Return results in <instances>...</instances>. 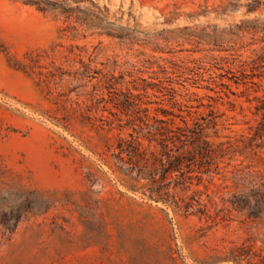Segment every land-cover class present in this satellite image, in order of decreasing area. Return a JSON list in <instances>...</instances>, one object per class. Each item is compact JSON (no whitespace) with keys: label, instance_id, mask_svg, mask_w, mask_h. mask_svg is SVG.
I'll use <instances>...</instances> for the list:
<instances>
[{"label":"rangeland","instance_id":"obj_1","mask_svg":"<svg viewBox=\"0 0 264 264\" xmlns=\"http://www.w3.org/2000/svg\"><path fill=\"white\" fill-rule=\"evenodd\" d=\"M254 18L264 0H0V264H264V214L226 200L249 189L241 174L264 173V74L244 82L237 69L259 44L238 25ZM80 59L149 115L213 111L210 139L232 156L193 189L215 217L112 170L108 145L127 131L80 118L144 111L73 108L96 81L79 77Z\"/></svg>","mask_w":264,"mask_h":264},{"label":"trees","instance_id":"obj_2","mask_svg":"<svg viewBox=\"0 0 264 264\" xmlns=\"http://www.w3.org/2000/svg\"><path fill=\"white\" fill-rule=\"evenodd\" d=\"M256 6L249 3L248 10ZM238 30L240 32L247 30L253 42L259 43L252 49L253 54L250 58L238 59L237 68L243 75L244 82H256L253 76L264 74V20L254 18L251 24H239ZM76 72L86 82L93 77L96 81L93 82L92 89L86 92L85 99L75 100V105L71 103L73 108L85 106L110 109L107 106V103H110L116 110L123 112L144 111L134 115L127 114L126 117L83 115L80 118L82 122L92 126L107 125L108 130L118 128L127 131L125 135L118 133L115 144L108 145L111 149L109 162L112 170L122 172L140 183L132 184V189L140 187L142 193L155 201H162L183 213L215 217L208 204L195 197V193L200 189H193V185L203 183L207 177L211 180L214 174L221 173L225 157L232 156L231 147H222V142L216 143L210 139L209 129L213 128L214 134L217 133V120L213 111L192 115L191 109L188 108L187 117L162 106H156L155 109L161 111L163 116L149 115V101H144L129 88L126 91L120 90L122 97L120 94H112V91L116 90L113 89L115 76L112 72L96 68L90 60L82 59ZM256 108L261 112L260 124L264 125V99ZM233 152L232 149V154ZM239 179L249 189L233 191L226 200L232 208L245 211L249 217H262L264 173L247 172L241 174ZM233 256L236 258V255Z\"/></svg>","mask_w":264,"mask_h":264}]
</instances>
